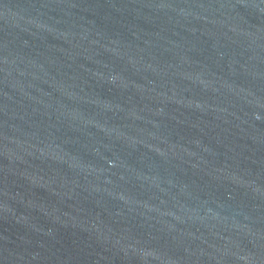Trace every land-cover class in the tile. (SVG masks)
Masks as SVG:
<instances>
[{"label":"water","instance_id":"95a60500","mask_svg":"<svg viewBox=\"0 0 264 264\" xmlns=\"http://www.w3.org/2000/svg\"><path fill=\"white\" fill-rule=\"evenodd\" d=\"M0 264H264V0H0Z\"/></svg>","mask_w":264,"mask_h":264}]
</instances>
